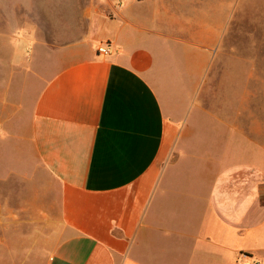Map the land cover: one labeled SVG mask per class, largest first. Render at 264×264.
Segmentation results:
<instances>
[{"label":"crops","instance_id":"obj_1","mask_svg":"<svg viewBox=\"0 0 264 264\" xmlns=\"http://www.w3.org/2000/svg\"><path fill=\"white\" fill-rule=\"evenodd\" d=\"M146 3L90 0L79 36L28 39L73 58L29 133L0 132V264H264V72L212 68L221 24Z\"/></svg>","mask_w":264,"mask_h":264},{"label":"rangeland","instance_id":"obj_2","mask_svg":"<svg viewBox=\"0 0 264 264\" xmlns=\"http://www.w3.org/2000/svg\"><path fill=\"white\" fill-rule=\"evenodd\" d=\"M95 1L97 6L105 2ZM156 1L150 0L146 4L154 9ZM165 1L177 15L186 17L197 26L222 25L214 46L215 65L212 68L239 65L245 70L264 72V0ZM89 3L90 0H0V94L5 88L7 102L11 105L6 109L0 108V132L4 124L14 119L17 133H29L32 103L43 82L73 58L70 56L59 60L48 48L34 46L28 39L36 33L39 44L46 31L53 40L61 39L60 36H79ZM175 35L182 40L200 43L198 33L197 39L178 31H175ZM183 48V42L164 41V49L169 51L167 55L173 50L176 66L180 70L185 66ZM252 87L263 88L264 76L261 82L254 83ZM261 120L264 122V112H261ZM255 141L264 145L263 136ZM17 143L20 152L14 156L26 163L31 158L34 164L27 142L17 140ZM259 255L264 259V251Z\"/></svg>","mask_w":264,"mask_h":264},{"label":"built area","instance_id":"obj_3","mask_svg":"<svg viewBox=\"0 0 264 264\" xmlns=\"http://www.w3.org/2000/svg\"><path fill=\"white\" fill-rule=\"evenodd\" d=\"M97 51L99 54H102L105 56L110 54V50L106 46H100Z\"/></svg>","mask_w":264,"mask_h":264}]
</instances>
